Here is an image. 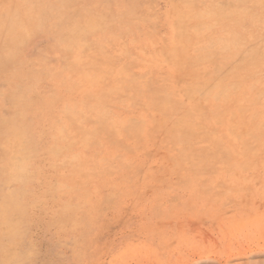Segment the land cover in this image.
Instances as JSON below:
<instances>
[{"label":"rangeland","instance_id":"obj_1","mask_svg":"<svg viewBox=\"0 0 264 264\" xmlns=\"http://www.w3.org/2000/svg\"><path fill=\"white\" fill-rule=\"evenodd\" d=\"M0 264H264V0H0Z\"/></svg>","mask_w":264,"mask_h":264},{"label":"bare ground","instance_id":"obj_2","mask_svg":"<svg viewBox=\"0 0 264 264\" xmlns=\"http://www.w3.org/2000/svg\"><path fill=\"white\" fill-rule=\"evenodd\" d=\"M183 64V63H182ZM256 92V91H255ZM222 101V100H221ZM212 109V108H211Z\"/></svg>","mask_w":264,"mask_h":264}]
</instances>
